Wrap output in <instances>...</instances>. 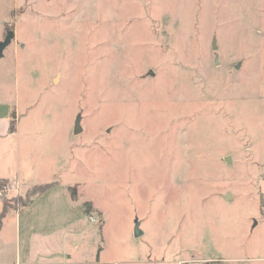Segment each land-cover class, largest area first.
Instances as JSON below:
<instances>
[{
    "label": "rangeland",
    "instance_id": "1",
    "mask_svg": "<svg viewBox=\"0 0 264 264\" xmlns=\"http://www.w3.org/2000/svg\"><path fill=\"white\" fill-rule=\"evenodd\" d=\"M9 31L0 104L105 259L264 264V0H0Z\"/></svg>",
    "mask_w": 264,
    "mask_h": 264
},
{
    "label": "crops",
    "instance_id": "2",
    "mask_svg": "<svg viewBox=\"0 0 264 264\" xmlns=\"http://www.w3.org/2000/svg\"><path fill=\"white\" fill-rule=\"evenodd\" d=\"M10 105L0 104V179L37 185L33 155L20 146L18 128L10 132ZM28 160V161H27ZM34 202L9 214L0 231V264H118L98 251L99 230L60 182ZM45 184V183H44ZM184 264L183 261L147 260L144 264ZM131 264V263H123Z\"/></svg>",
    "mask_w": 264,
    "mask_h": 264
},
{
    "label": "trees",
    "instance_id": "3",
    "mask_svg": "<svg viewBox=\"0 0 264 264\" xmlns=\"http://www.w3.org/2000/svg\"><path fill=\"white\" fill-rule=\"evenodd\" d=\"M16 130V115L13 113L12 115V121L10 125V132H15ZM8 182L6 179H0V186L1 183ZM55 186V183H45V184H37L33 185L32 188L26 193L25 199L20 200V202H17L18 206H10L8 203L4 204L3 209L0 211V231L3 227L5 218L12 213H15L25 207L30 206L35 198L41 196L45 192H47L49 189L53 188ZM67 191L73 201L78 200V188L76 186L68 187ZM24 200V201H23ZM12 205V204H11ZM85 214L90 217L92 213L94 212L93 206L91 202H86L85 205Z\"/></svg>",
    "mask_w": 264,
    "mask_h": 264
},
{
    "label": "water",
    "instance_id": "4",
    "mask_svg": "<svg viewBox=\"0 0 264 264\" xmlns=\"http://www.w3.org/2000/svg\"><path fill=\"white\" fill-rule=\"evenodd\" d=\"M15 39V32L14 31H9L4 39V41L0 42V60L4 57V51L11 45L13 40ZM217 45L216 42L214 41V46L213 49H216ZM218 59H216V64L218 63ZM151 75H153L152 72H150ZM81 116H78L75 122V129H74V134L79 135L82 133L83 128L81 127ZM226 161L230 162V158L227 157ZM230 197V195H228ZM143 231L140 229V222L136 220L135 224V232L134 235L136 238H139L143 235Z\"/></svg>",
    "mask_w": 264,
    "mask_h": 264
}]
</instances>
